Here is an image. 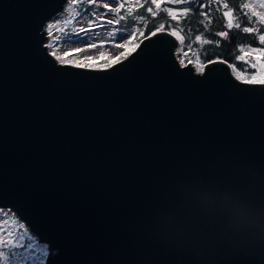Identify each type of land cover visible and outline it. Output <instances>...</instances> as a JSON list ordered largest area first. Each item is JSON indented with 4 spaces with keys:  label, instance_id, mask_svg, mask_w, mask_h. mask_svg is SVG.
Wrapping results in <instances>:
<instances>
[{
    "label": "water",
    "instance_id": "1",
    "mask_svg": "<svg viewBox=\"0 0 264 264\" xmlns=\"http://www.w3.org/2000/svg\"><path fill=\"white\" fill-rule=\"evenodd\" d=\"M66 1L0 0V207L48 243L47 264H179L146 251L141 222L181 178L264 201V85L223 58L181 66L167 29L110 66L58 62L46 26ZM214 264H264V247Z\"/></svg>",
    "mask_w": 264,
    "mask_h": 264
},
{
    "label": "clouds",
    "instance_id": "2",
    "mask_svg": "<svg viewBox=\"0 0 264 264\" xmlns=\"http://www.w3.org/2000/svg\"><path fill=\"white\" fill-rule=\"evenodd\" d=\"M146 251L179 264H214L224 252L264 247V201L214 177L181 178L141 222Z\"/></svg>",
    "mask_w": 264,
    "mask_h": 264
},
{
    "label": "trees",
    "instance_id": "3",
    "mask_svg": "<svg viewBox=\"0 0 264 264\" xmlns=\"http://www.w3.org/2000/svg\"><path fill=\"white\" fill-rule=\"evenodd\" d=\"M208 0H189L187 3H179L176 6L181 8L178 12L173 13L177 16V20L172 19L164 11L157 10L155 4L151 0H140V4L134 7V15L144 17L143 21H137L128 17L125 13L126 19L122 20L120 24L124 27L136 26L139 41L144 36L157 31V28L163 24V28L177 31V37L180 42L191 45L193 54L195 52H202L200 64L215 58H223L229 62L235 69L244 71L247 67L245 61L235 59L241 55L240 49L243 45L255 46L259 44V35H264V24L258 23V17L252 15V12L247 7H243L247 0H210L209 5L205 4ZM228 4L232 12L233 27L228 28L225 18L222 14V2ZM161 9L169 8L165 3H160ZM95 5L92 3H84L78 5L81 11H90ZM152 7L157 15L152 16L146 9ZM183 9H190L187 16L182 14ZM239 22L240 28L235 27ZM243 27H254L258 31L252 33H245L242 31ZM179 29H183L180 31ZM142 33V34H141ZM226 33V35H220ZM199 38V39H197Z\"/></svg>",
    "mask_w": 264,
    "mask_h": 264
},
{
    "label": "rangeland",
    "instance_id": "4",
    "mask_svg": "<svg viewBox=\"0 0 264 264\" xmlns=\"http://www.w3.org/2000/svg\"><path fill=\"white\" fill-rule=\"evenodd\" d=\"M108 2L110 4V8L117 7V3L111 2V0H96V4L90 11H81L80 15L75 16L72 20L71 24L66 27L67 35L64 36L62 39L55 42L54 48H49L50 52L53 53L55 51V57L60 62H67V63H76V62H86L89 65H93L96 68V65H100L101 67L105 64L109 65L111 63L116 62L117 60H121L120 53H124V57H126L130 52H132L136 46L138 45L139 41L135 37L132 42L128 43V38L132 35L134 27H123L120 23L118 24H107L106 21L110 19H115V14H113L108 9L102 7V4ZM120 2L125 3V8L121 10L120 15H125L127 13V9L129 7H137L140 4L137 3V0H130V3L127 0H120ZM158 3H165L168 5L169 9L173 11V13L178 12L181 8L177 7L176 5L179 3L170 2V0H157ZM210 0L206 1L205 4L209 5ZM223 5V1L221 2ZM264 3V0H247L246 4L249 5V9L252 13H261L264 14V9L258 7L259 4ZM73 0H67V9L66 11L59 16H56L60 21L66 20L69 18L70 11L72 10ZM99 5V6H97ZM93 13H103V19L98 21V24H103V27L100 26H93L90 30L85 32H77L74 30H79L80 28L87 29L89 27V23L91 21H95L97 17L93 15ZM54 17V18H56ZM52 18L49 20L47 25L55 24L56 20ZM227 25V24H226ZM63 27V25H60ZM168 30V29H167ZM170 31V30H168ZM171 32V31H170ZM48 35V33H47ZM57 35H59L57 33ZM138 33L136 32V36ZM177 38V45L174 48L175 56L181 64H189L197 71L203 69L204 64H200L195 59H193L192 55L193 52H189L188 45L185 43L180 42V39L175 35ZM68 41V43H65ZM47 46L53 43L52 38L48 35L46 40ZM90 44H96L97 48H89ZM114 45H127V51L125 48H115ZM76 48H83L87 49V51L73 54L71 56H65L64 52L69 51L70 49ZM242 48L244 52L241 55H244L248 60L252 61H264V57H261L259 53L251 52L250 49L261 48L264 49V45L260 43L255 46L243 45ZM61 49L63 51H61ZM195 51L194 49H192ZM100 52L105 53V57L102 59L100 57ZM183 53H188L187 56L183 55ZM92 56L95 59L91 61H84V57ZM247 67L244 71H239L233 68V73L242 79L249 78L251 75L257 73V69L251 68L245 63ZM261 75H264V69L261 71ZM7 221V223H5ZM15 221L16 225L11 227V222ZM0 225H3L4 229H10L12 234L15 235L16 231H27L23 222L18 219L11 210L8 208L0 207ZM23 225V229H20L18 226ZM5 238H7V233H4ZM41 244V243H40Z\"/></svg>",
    "mask_w": 264,
    "mask_h": 264
},
{
    "label": "snow or ice",
    "instance_id": "5",
    "mask_svg": "<svg viewBox=\"0 0 264 264\" xmlns=\"http://www.w3.org/2000/svg\"><path fill=\"white\" fill-rule=\"evenodd\" d=\"M113 3H117V7L110 8V4L108 2H105L102 4V7L105 9H108L113 14H115V19L107 20V24H118L122 20L126 19L125 15H120L121 10L125 8V3L120 2V0H111ZM127 2L130 3V0H127ZM152 4H155V7L157 10L164 11L168 16H171L172 19L177 20V24H179V20L176 15L173 14V11L169 8L161 9L160 3L157 2V0H151ZM170 2L173 3H187L188 0H170ZM84 3H92L96 4V0H73L72 4V10L70 11L69 18L63 21H60L58 18H54L56 20L55 24L47 25V33L52 38L53 43L49 44V48L55 47V42L62 39L64 36H66L68 33L66 31V27L71 24L72 20L75 18V16L80 15V9L78 5L84 4ZM137 3L139 4V0H137ZM99 6V5H97ZM141 7H143L142 4H140ZM68 6L66 5V8ZM243 7L247 8L249 7L248 4H244ZM258 7L264 9V3H261L258 5ZM224 8H228V4H224ZM148 13H151L152 16L157 15V12L153 11L152 7H148L146 9ZM182 14L184 16H187L190 9H183L181 10ZM97 17L95 21H91L89 23V27L87 29L80 28L79 30H74L77 32V35L79 32H85L90 30L93 26H100L103 27V24H98L97 22L103 19L104 14L103 13H93ZM128 17H131L137 21H143L144 17L134 15V9L133 7H129L127 9ZM225 16L229 17L227 27L231 28L233 27L232 18L228 12L224 13ZM252 15L258 17V23L264 24V14L261 13H252ZM60 25H63L60 26ZM163 24H161L157 31L163 30ZM235 27L240 28V23L237 22L235 24ZM180 31H183V29H179ZM140 31V29L134 28L132 35L128 38V43L130 44L133 39L136 37V32ZM242 31L245 33H252L254 31H258L257 28L254 27H243ZM57 33L59 35H57ZM142 34V33H141ZM155 35V32L152 33ZM172 35H177V31L173 30L171 32ZM220 35H226V33H220ZM199 39V38H197ZM65 43H68V41H65ZM259 43L261 45H264V35H259ZM98 46L96 44H90L89 48H97ZM115 48H125L127 51V45H114ZM189 52H193L191 45H188ZM61 51H63L61 49ZM87 51V49L83 48H76V49H70L67 52H64L65 56H71L73 54H79L82 52ZM241 53L244 52V49H240ZM251 52L259 53L261 57H264V49L261 48H255L250 49ZM55 55V51L52 53ZM202 52H195L194 58L199 61L200 56L202 55ZM183 55L187 56L188 53H183ZM121 58H123L124 53H120ZM100 57L103 59L105 57L104 52H100ZM60 57H58L59 59ZM95 59L92 56H86L84 57V61H91ZM235 59L243 60L245 63L250 66L251 68L257 69V73L251 75L249 78H246L243 80L244 83L247 84H261L264 85V75H261L262 69H264V61H252L248 60L244 55H239L235 57ZM116 62H119L118 60ZM215 63V61H212ZM75 67H93V65H89L86 62H76L73 64ZM103 66H110V65H103ZM96 67H101L100 65H96ZM7 223V221H5ZM16 225L15 221L11 222V227H14ZM20 229H23V225L18 226ZM10 229H4L3 225H0V264H47V258L49 256V248L46 244H40L37 243L36 240L27 232V231H16L15 235L12 234V231ZM4 233H7V238H5Z\"/></svg>",
    "mask_w": 264,
    "mask_h": 264
},
{
    "label": "bare ground",
    "instance_id": "6",
    "mask_svg": "<svg viewBox=\"0 0 264 264\" xmlns=\"http://www.w3.org/2000/svg\"><path fill=\"white\" fill-rule=\"evenodd\" d=\"M66 5H67V1H66V3H65V9H64L63 11H61L59 15H62V14L66 11V9H67V8H66ZM56 18H57V17H56Z\"/></svg>",
    "mask_w": 264,
    "mask_h": 264
}]
</instances>
